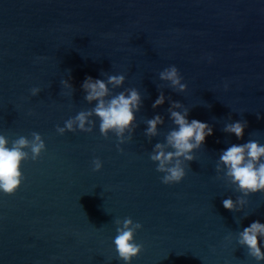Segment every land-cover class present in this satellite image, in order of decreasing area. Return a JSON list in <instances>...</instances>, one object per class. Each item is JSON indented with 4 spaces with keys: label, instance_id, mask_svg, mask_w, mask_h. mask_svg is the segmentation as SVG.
I'll list each match as a JSON object with an SVG mask.
<instances>
[{
    "label": "water",
    "instance_id": "95a60500",
    "mask_svg": "<svg viewBox=\"0 0 264 264\" xmlns=\"http://www.w3.org/2000/svg\"><path fill=\"white\" fill-rule=\"evenodd\" d=\"M169 64L184 91L159 78ZM69 70L74 89L60 83ZM119 72L125 80L113 94L134 86L143 99L123 151L96 117L92 131H56L91 106L80 87L86 74ZM161 90L165 102L153 108ZM168 96L213 133L181 181L165 184L149 152L174 127ZM155 112L165 120L149 140L143 121ZM229 114L247 120L240 139L223 131ZM33 130L46 148L22 162L15 192L0 193V264H124L112 238L125 216L142 224L131 264H264L235 239L238 228L264 221V191L227 209L222 199L242 193L215 168L230 143H264V0H0V132L12 139Z\"/></svg>",
    "mask_w": 264,
    "mask_h": 264
},
{
    "label": "clouds",
    "instance_id": "9594fccd",
    "mask_svg": "<svg viewBox=\"0 0 264 264\" xmlns=\"http://www.w3.org/2000/svg\"><path fill=\"white\" fill-rule=\"evenodd\" d=\"M212 57L209 56V60ZM159 78L167 81L168 86L174 91H184L187 82L184 81L175 64H169L159 71ZM103 77V78H102ZM93 77L86 74L80 87L84 92V100L91 106L82 108L75 114L68 116L63 124H57L56 131L63 134L65 131L75 132L92 131L99 122V131L108 136L114 133L117 140V149L123 151L121 144L131 140L137 126L135 113L143 103L142 94L136 87H127L113 94V89L122 85L125 80L123 72L106 73ZM60 83L66 89H74L71 83L69 70L68 78L63 77ZM224 87L228 84L225 82ZM41 91L39 85L30 88V93L36 95ZM166 96L163 90L152 101L155 108L165 102ZM168 118L174 127L167 130L163 140H156L152 144L149 157L156 162V170L163 173L160 180L165 183L179 182L186 174L188 162L195 158L194 149L199 148L208 135L213 133V126L206 120L189 117L190 108L181 100L167 97ZM94 102V103H93ZM31 111V110H29ZM259 116V113H257ZM165 117L160 112L143 121L145 136L151 140L157 136L160 129L158 125L164 123ZM247 125L245 119H229L223 125V131L234 133L237 139L244 135ZM46 148L45 140L39 131L33 130L30 136L19 135L9 139L0 132V193L11 194L21 184L24 174L21 164L24 160H36L42 150ZM103 161L99 156L92 158L93 170H99ZM215 168L217 175L223 174L226 180L242 195L235 199L231 195L222 199V205L230 210H239L247 202L249 193L264 191V143L257 139H248L242 143H230L219 150ZM247 215V213L245 214ZM116 234L112 238L117 257L124 264H131L134 256L138 255L143 244L137 242L135 233L142 227L140 221H134L131 216L122 219L115 218ZM231 235V234H229ZM236 242L245 247L247 254L257 261L264 260V221L254 219L242 228H238L235 234Z\"/></svg>",
    "mask_w": 264,
    "mask_h": 264
}]
</instances>
